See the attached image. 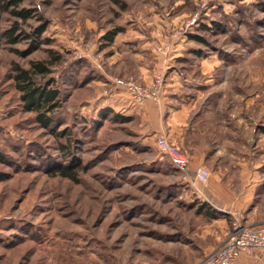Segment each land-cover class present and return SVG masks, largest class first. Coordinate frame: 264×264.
<instances>
[{"label": "rangeland", "instance_id": "rangeland-1", "mask_svg": "<svg viewBox=\"0 0 264 264\" xmlns=\"http://www.w3.org/2000/svg\"><path fill=\"white\" fill-rule=\"evenodd\" d=\"M7 1L0 0V264H195L197 245L221 242L234 221L245 224L219 210L225 205H204L215 218L201 212L208 202L195 193L198 183L137 133L136 119L101 116L109 106L99 102L115 78L149 85L111 58L117 43L139 37L164 55L185 45L175 64L181 74H200L198 59L213 55L236 88L250 76L251 91L263 89L264 0ZM21 8L25 19L12 12ZM118 26L106 43L105 31ZM53 55L59 61L39 81L59 87L61 103L56 123L43 128L23 109L12 66ZM102 71L113 80L104 82ZM72 159L76 181L51 173Z\"/></svg>", "mask_w": 264, "mask_h": 264}, {"label": "crops", "instance_id": "crops-1", "mask_svg": "<svg viewBox=\"0 0 264 264\" xmlns=\"http://www.w3.org/2000/svg\"><path fill=\"white\" fill-rule=\"evenodd\" d=\"M116 46L111 58L124 64L121 72L129 69L144 84H150L155 73L163 72L161 97L136 106L125 88L114 83L116 89L99 102L100 106L136 119L137 133L145 139L154 142L161 134L178 146L189 158L186 176L198 183L195 193L208 204L225 205L219 210L240 214L247 225L264 223V88L251 91L250 76L246 84L239 83L236 88L231 73L222 66L223 59L213 55L198 59L200 74L189 77L179 73L175 64L183 44L173 47L168 55L155 53L146 37ZM126 58L135 62L130 68ZM102 73L104 82L113 78L108 72ZM262 82L264 85V77ZM197 165L210 169L206 183L193 177ZM217 242L197 245L198 260L221 243ZM232 264H264V251L241 254Z\"/></svg>", "mask_w": 264, "mask_h": 264}, {"label": "trees", "instance_id": "trees-1", "mask_svg": "<svg viewBox=\"0 0 264 264\" xmlns=\"http://www.w3.org/2000/svg\"><path fill=\"white\" fill-rule=\"evenodd\" d=\"M21 0H8V4H13L17 6ZM12 12L22 18H26L28 13L25 9H13ZM122 27H114L113 29L105 31L102 38L106 43L113 41L115 35L121 32ZM8 40L11 43L16 41L15 27L6 31ZM190 38L198 42H205L201 36L196 34H190ZM60 59L59 55H53L50 61H31L28 67H21L18 64L12 66V79L13 84L17 92L19 93V99L22 102L23 109L28 112L34 113V120L41 127L48 128L56 123L53 117V112L59 108L61 103L60 89L59 87L51 86L50 81L40 82V78H44L49 72V66L53 63H57ZM99 114L101 116L112 114L116 118L129 121L130 117L122 116L113 111L110 108H103L100 110ZM60 134V133H59ZM63 149H68L67 145H62ZM4 155L0 154V162H4ZM172 166V165H171ZM78 163L72 159L69 163H64L57 165L51 170L53 175H59L70 180H77V171L79 169ZM6 177V173H0V180ZM199 209L208 217L215 218L217 214L212 211L209 206L204 207V205H209L206 202L200 204Z\"/></svg>", "mask_w": 264, "mask_h": 264}, {"label": "built area", "instance_id": "built-area-1", "mask_svg": "<svg viewBox=\"0 0 264 264\" xmlns=\"http://www.w3.org/2000/svg\"><path fill=\"white\" fill-rule=\"evenodd\" d=\"M166 49L168 47L163 50ZM163 82L161 73H157L149 85H142L131 78H115V84L125 88L131 103L136 106H140L146 100L158 101L161 97ZM154 144L178 172H190L188 156L178 146L170 142L166 136L156 135ZM192 174L197 181L206 183L211 172L206 166L197 165ZM260 251H264V223L251 226L234 221L223 241L195 264H232L241 254Z\"/></svg>", "mask_w": 264, "mask_h": 264}]
</instances>
